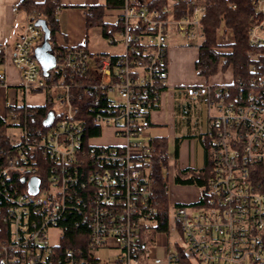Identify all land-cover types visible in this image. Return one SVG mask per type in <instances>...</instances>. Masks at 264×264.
<instances>
[{
    "label": "built area",
    "instance_id": "built-area-1",
    "mask_svg": "<svg viewBox=\"0 0 264 264\" xmlns=\"http://www.w3.org/2000/svg\"><path fill=\"white\" fill-rule=\"evenodd\" d=\"M119 1L109 10L116 30L104 34L115 52L69 46L44 75L35 57L44 32L29 18L17 42L0 45L21 77L0 111L9 125L0 139V264H106L100 249L117 251L115 264H264V76L229 74L221 61L225 82L186 88L209 109L212 174L199 200L165 210L151 116L169 87L170 37L200 46L206 7L176 18L178 1L163 14L150 0ZM252 1L260 19L249 43L264 48V0ZM9 87L0 69V88ZM30 94L46 96V114L28 110ZM69 229L79 231L73 239Z\"/></svg>",
    "mask_w": 264,
    "mask_h": 264
},
{
    "label": "trees",
    "instance_id": "trees-1",
    "mask_svg": "<svg viewBox=\"0 0 264 264\" xmlns=\"http://www.w3.org/2000/svg\"><path fill=\"white\" fill-rule=\"evenodd\" d=\"M175 16L190 15L194 5L206 7V13L202 18L201 25L205 33V39L199 46V59L196 62L198 74L207 79L216 76L220 71V62L224 61L223 69L233 68L235 76L263 75L264 76V48L251 46L249 43V31L260 19V16L252 0H195L192 5H187L183 0H177ZM139 2V0H138ZM61 5L60 0H22L19 10L27 19L45 20L50 30V44L54 55L61 61L65 48L61 47L56 40L60 30V24L56 9ZM119 0H106L105 4L95 5L88 8L85 13L87 28L102 26L104 34L108 35L116 30L111 22L106 20L108 10L121 7ZM148 5L151 9H157L163 14V10L169 5V0H150ZM222 28L232 31L233 42L228 44L229 51L222 50L224 45L219 43V32ZM6 61V54L0 53V65ZM50 106L32 107L28 110L41 115L46 114ZM17 111L26 112L25 106H20ZM9 125L0 116V139L7 141ZM206 152V165L202 169L179 170L176 182L203 186L212 174V163L209 151V141L206 137L201 140ZM155 154L153 162V175L157 179V195L165 210L169 209V178L164 170L169 165V142L166 137H157L154 143ZM79 231L67 230V237L73 239ZM67 244H70L67 242Z\"/></svg>",
    "mask_w": 264,
    "mask_h": 264
},
{
    "label": "crops",
    "instance_id": "crops-1",
    "mask_svg": "<svg viewBox=\"0 0 264 264\" xmlns=\"http://www.w3.org/2000/svg\"><path fill=\"white\" fill-rule=\"evenodd\" d=\"M22 0H0V45H8L11 47L23 35L27 17L19 13H14L13 8L19 6ZM35 2H43L44 0H34ZM60 10L57 17L60 24V30L56 35L57 43L67 48L69 46H84L92 53L115 52L116 48L110 47L104 39V30L102 26H95L91 29L87 28L85 13L89 7L105 4L106 0H60ZM177 0H169L172 6ZM108 10L106 20L111 22L113 16ZM45 37L37 44L35 50L42 46ZM120 49V48H119ZM11 51L6 56L4 64L0 65V69H4L7 75V82L10 86L8 89L0 88V111L4 108L7 97L13 96L14 92L19 95L18 87L21 83L19 71L11 62ZM199 59V46L189 43L184 38L173 35L168 43V69H169V87L163 95L162 103L152 113V132L168 126L173 122L170 118L171 104L176 100V90H184L190 86H199L213 83L225 82L227 76L218 74L209 79L202 77L196 70V62ZM42 69V67H41ZM53 70V69H52ZM43 71V70H42ZM31 95V94H30ZM30 95L26 97V101L34 107H44L46 105V96L42 94L40 100L42 103L33 104L30 102ZM181 95V93H179ZM187 99V97H186ZM188 100V99H187ZM189 101V100H188ZM175 105V104H173ZM173 108V106H172ZM187 112V108L183 109ZM168 111V112H167ZM172 113V112H171ZM209 127V116H208ZM163 137V136H156ZM167 138V137H166ZM178 144L177 159L180 164L179 170L186 169H202L206 165L207 157L204 154V167H196V160L191 159L188 155L182 158L179 149V139L176 138ZM187 144V141H186Z\"/></svg>",
    "mask_w": 264,
    "mask_h": 264
},
{
    "label": "rangeland",
    "instance_id": "rangeland-1",
    "mask_svg": "<svg viewBox=\"0 0 264 264\" xmlns=\"http://www.w3.org/2000/svg\"><path fill=\"white\" fill-rule=\"evenodd\" d=\"M223 29V28H222ZM224 32H219L222 36ZM233 42V34L230 31L223 39L219 40L223 51L228 52V44ZM230 68L227 69V71ZM229 74L231 73L228 71ZM176 100L171 104V110L168 115L173 122L169 123L161 129L154 130L153 136L167 137L169 142V165L164 170L165 175L169 178V200L172 205L174 204H188L199 200L202 195V190L197 185L180 184L176 182V175L179 171L180 164L177 159L178 144L176 138L179 139V149L182 158H186L187 155L193 160H196V167H204V154L205 149L200 140V133L207 132L208 129V116L209 109L207 104L203 101H188L184 96V90H176ZM181 93V95H179ZM42 94H31L30 102L33 104L42 103L40 100ZM175 104V105H173ZM173 106V108H172ZM187 108V112L183 109ZM172 112V113H171ZM213 113V112H211ZM106 141H112L108 136ZM187 141V144H186ZM118 252L109 249L95 250V255L105 261L106 264H115L114 260Z\"/></svg>",
    "mask_w": 264,
    "mask_h": 264
},
{
    "label": "water",
    "instance_id": "water-1",
    "mask_svg": "<svg viewBox=\"0 0 264 264\" xmlns=\"http://www.w3.org/2000/svg\"><path fill=\"white\" fill-rule=\"evenodd\" d=\"M31 21H34L35 24L39 27H41V29L44 32V37H45V42L42 46H40L39 48H37L35 50V57L38 60L40 66L42 67L43 73L44 75H48L49 72L54 69L58 63V59L57 57L54 55L53 53V49L52 46L50 44V30L47 26V23L45 20L39 19V20H35V19H31ZM52 121V117H50L47 121V123H51ZM36 181L34 182V190L36 189Z\"/></svg>",
    "mask_w": 264,
    "mask_h": 264
},
{
    "label": "flooded vegetation",
    "instance_id": "flooded-vegetation-1",
    "mask_svg": "<svg viewBox=\"0 0 264 264\" xmlns=\"http://www.w3.org/2000/svg\"><path fill=\"white\" fill-rule=\"evenodd\" d=\"M204 135H205L204 132L200 133V140H202V138L204 137Z\"/></svg>",
    "mask_w": 264,
    "mask_h": 264
}]
</instances>
